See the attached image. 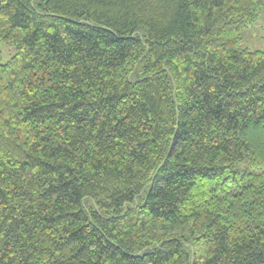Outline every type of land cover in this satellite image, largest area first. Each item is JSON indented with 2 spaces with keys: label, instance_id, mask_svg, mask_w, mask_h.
<instances>
[{
  "label": "trees",
  "instance_id": "trees-1",
  "mask_svg": "<svg viewBox=\"0 0 264 264\" xmlns=\"http://www.w3.org/2000/svg\"><path fill=\"white\" fill-rule=\"evenodd\" d=\"M264 0H0V264H264Z\"/></svg>",
  "mask_w": 264,
  "mask_h": 264
},
{
  "label": "rangeland",
  "instance_id": "rangeland-1",
  "mask_svg": "<svg viewBox=\"0 0 264 264\" xmlns=\"http://www.w3.org/2000/svg\"><path fill=\"white\" fill-rule=\"evenodd\" d=\"M242 46L249 47L252 50L264 51V13L260 15L256 22L244 30ZM0 48L3 63L8 62L16 52L12 43H1Z\"/></svg>",
  "mask_w": 264,
  "mask_h": 264
}]
</instances>
